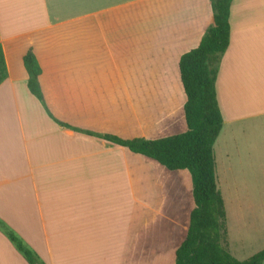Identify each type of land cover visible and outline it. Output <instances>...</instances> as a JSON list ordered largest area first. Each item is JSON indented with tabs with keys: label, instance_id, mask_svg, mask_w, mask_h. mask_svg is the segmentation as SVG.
Returning <instances> with one entry per match:
<instances>
[{
	"label": "crops",
	"instance_id": "obj_1",
	"mask_svg": "<svg viewBox=\"0 0 264 264\" xmlns=\"http://www.w3.org/2000/svg\"><path fill=\"white\" fill-rule=\"evenodd\" d=\"M213 24L210 0H0L8 66L0 218L46 264H164L166 252L176 256L194 208L193 184L180 173L187 170L167 174L88 132L132 139L186 131L180 59ZM230 24L217 79L224 124L216 175L218 150L228 169L235 158L251 165L242 149L264 129V0H234ZM31 49L46 105L70 127L30 92ZM263 183L245 181L237 199L257 202ZM0 264H29L2 231Z\"/></svg>",
	"mask_w": 264,
	"mask_h": 264
},
{
	"label": "trees",
	"instance_id": "obj_2",
	"mask_svg": "<svg viewBox=\"0 0 264 264\" xmlns=\"http://www.w3.org/2000/svg\"><path fill=\"white\" fill-rule=\"evenodd\" d=\"M234 0H211L214 24L198 47L184 53L180 71L187 100L184 116L187 130L159 138L124 139L111 134L88 132L164 166L169 171L190 172L195 207L185 238L176 250V264H264V249L245 260L236 258L228 242L225 201L218 187L215 143L223 129L224 117L217 94L222 57L230 45V16ZM29 74L28 88L48 114L59 124L46 105L40 83L42 67L34 51L24 56ZM8 78L5 52L0 44V84ZM0 231L12 242L29 264H46L38 253L3 219Z\"/></svg>",
	"mask_w": 264,
	"mask_h": 264
},
{
	"label": "rangeland",
	"instance_id": "obj_3",
	"mask_svg": "<svg viewBox=\"0 0 264 264\" xmlns=\"http://www.w3.org/2000/svg\"><path fill=\"white\" fill-rule=\"evenodd\" d=\"M257 134L250 139L249 145L243 147L241 152L242 159L252 158L251 165L248 163L243 165L237 161L238 158H235L233 169H228V164L227 167L223 165V154L218 150V187L226 199L229 214V246L228 242L226 246L239 260H245L264 249V183L254 188L253 197L257 198V202L242 204L236 196L238 195L236 191H239L242 196L245 195L243 187L245 181L264 182V129ZM161 168L167 174H172L164 167ZM180 173L187 179L185 184L188 189L192 190L190 173L188 171ZM240 205H247L248 209L240 208ZM193 207L195 203L191 198V209ZM165 258L168 260L164 264H176L175 251L173 254L166 252Z\"/></svg>",
	"mask_w": 264,
	"mask_h": 264
}]
</instances>
